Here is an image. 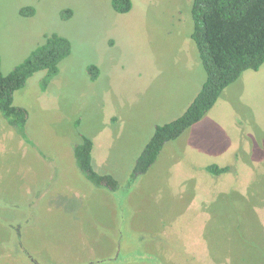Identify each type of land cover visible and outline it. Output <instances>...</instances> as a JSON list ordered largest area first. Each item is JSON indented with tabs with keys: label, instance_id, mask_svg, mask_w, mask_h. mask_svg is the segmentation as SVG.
<instances>
[{
	"label": "rangeland",
	"instance_id": "rangeland-1",
	"mask_svg": "<svg viewBox=\"0 0 264 264\" xmlns=\"http://www.w3.org/2000/svg\"><path fill=\"white\" fill-rule=\"evenodd\" d=\"M132 4L119 14L113 0H0L3 75L51 35L72 43L47 89L39 72L15 95L28 112L24 145L0 121V264H24L26 248L29 262L130 264L131 242L134 256L165 264H264V65L134 178L156 128L186 112L206 73L191 39L193 0ZM28 8L34 14L22 16ZM83 137L96 172L118 190L79 175L73 153ZM15 221L29 228L16 255L6 231Z\"/></svg>",
	"mask_w": 264,
	"mask_h": 264
},
{
	"label": "trees",
	"instance_id": "trees-1",
	"mask_svg": "<svg viewBox=\"0 0 264 264\" xmlns=\"http://www.w3.org/2000/svg\"><path fill=\"white\" fill-rule=\"evenodd\" d=\"M113 8L119 14L132 10V0H113ZM194 42L201 65L206 73L205 82L186 112L177 120L158 126L144 151L139 156L133 177L149 172L158 161L164 147L180 139L192 127L199 124L215 107L224 92L236 84L247 71H259L264 65V0H193ZM34 9L21 11L22 16H32ZM72 17L71 11L63 13L64 20ZM72 43L58 34L51 35L28 59L9 75L2 73L0 53V114L20 136L26 137L28 112L17 107L14 99L29 79L45 72L42 89L59 74V66L71 53ZM91 80L99 76V69H89ZM94 143L83 137L74 154L82 174L96 187L116 191L119 182L110 175H99L93 164ZM208 171L220 175L229 168L210 166Z\"/></svg>",
	"mask_w": 264,
	"mask_h": 264
},
{
	"label": "flooded vegetation",
	"instance_id": "flooded-vegetation-1",
	"mask_svg": "<svg viewBox=\"0 0 264 264\" xmlns=\"http://www.w3.org/2000/svg\"><path fill=\"white\" fill-rule=\"evenodd\" d=\"M10 231L11 232L13 231V232L11 233ZM14 231H15L14 228H10L9 231H8L9 235H10V238H9L10 240H8V242H7L8 243L7 245H9L7 247L11 248V251L16 255V254H19V253L21 254L22 253V251H23L22 250V246L23 245L21 243V235L19 233V230H16L17 232H14ZM11 236H12V238H11ZM130 246L133 249V252L131 254L132 259H130V264H153V263L155 264V259L152 258V257L146 256L145 254H142V255H139V256L138 255L134 256L136 248L132 244V242H131ZM26 250H25L26 255H20L21 256L20 260L23 261L24 264H40L41 263V261H31V262H29L28 261V257H32V256L30 255L31 254L30 252H29V254H27L28 250L27 251ZM126 251L127 250L124 251V255L125 256H126ZM121 254L122 253L120 251L119 256H121ZM135 257H137V259H134ZM119 261H121V260H119ZM125 261L128 262V260H125ZM121 262L123 263V260Z\"/></svg>",
	"mask_w": 264,
	"mask_h": 264
},
{
	"label": "crops",
	"instance_id": "crops-1",
	"mask_svg": "<svg viewBox=\"0 0 264 264\" xmlns=\"http://www.w3.org/2000/svg\"><path fill=\"white\" fill-rule=\"evenodd\" d=\"M18 107V106H17ZM0 121H3L7 126H8V128L10 129V131H12L13 133H15L16 135H17V137H19L21 140V142L23 143V145H24V138L22 137V136H20L13 128H11L9 125H8V123L5 121V119L2 117V115L0 114ZM27 124H28V122H27ZM26 128H27V126H26ZM25 138H28L27 137V135H26V137ZM81 142H82V140H81ZM80 142V143H81ZM76 147V146H75ZM37 149V148H36ZM36 149L35 150H32V151H34L35 153H36V155L38 154L37 152H36ZM74 150H75V148H74ZM74 154V153H73ZM74 158H75V154H74ZM75 162H76V168L77 169H79L78 168V165H77V161H76V158H75ZM46 165H48L47 163H46ZM95 168V167H94ZM79 175L84 179V181H86L87 183H89L88 182V179L82 174V172L80 171V169H79ZM52 187L51 186H44V187H41L40 189H39V191L36 193L37 195H38V193H40L41 192V195L43 194V193H47V192H49V190L51 189ZM59 192V191H58ZM67 194L68 193H63V191H60L58 194H56L54 197L55 198H59V197H61L62 195H64V197L65 196H67ZM37 195L35 196V198L37 197ZM69 195V194H68ZM70 196V195H69ZM81 196V195H80ZM39 197H41V196H39ZM64 206V205H63ZM67 207V206H66ZM20 221H22V220H20ZM21 225L23 226V224L22 223H20V222H17V221H15L14 222V224L13 223H8L6 226V231H9V229L10 228H14L15 229V231L16 230H22L23 231V234L21 235V238L22 237H24V235H25V232L29 229V228H25V226L24 227H21ZM27 249V248H26ZM28 250V249H27ZM29 251V250H28ZM30 252V251H29ZM45 264H47V263H45ZM155 264H165V261L163 260H159V259H155Z\"/></svg>",
	"mask_w": 264,
	"mask_h": 264
}]
</instances>
